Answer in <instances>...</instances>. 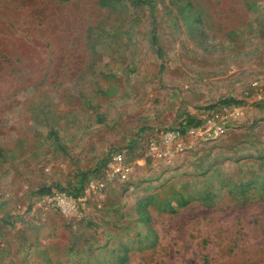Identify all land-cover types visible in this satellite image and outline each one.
Instances as JSON below:
<instances>
[{"label":"rangeland","instance_id":"obj_1","mask_svg":"<svg viewBox=\"0 0 264 264\" xmlns=\"http://www.w3.org/2000/svg\"><path fill=\"white\" fill-rule=\"evenodd\" d=\"M0 264H264V0H0Z\"/></svg>","mask_w":264,"mask_h":264},{"label":"built area","instance_id":"obj_2","mask_svg":"<svg viewBox=\"0 0 264 264\" xmlns=\"http://www.w3.org/2000/svg\"><path fill=\"white\" fill-rule=\"evenodd\" d=\"M217 114H213L212 118L207 120L210 126H214V131L222 132L224 124L223 122L214 123ZM199 130L198 128H192L189 131L191 133ZM179 133L178 132H167L161 136L163 143H170ZM106 174L108 180H114L115 178L119 180H125L127 178V169L124 164V155L121 151H113L108 156ZM107 180L105 179H93L89 181L88 190H100L102 189ZM43 204L48 208H53L63 214L75 213L83 206L84 198L80 195L73 194L66 190H59L53 193H48L42 196Z\"/></svg>","mask_w":264,"mask_h":264},{"label":"trees","instance_id":"obj_3","mask_svg":"<svg viewBox=\"0 0 264 264\" xmlns=\"http://www.w3.org/2000/svg\"><path fill=\"white\" fill-rule=\"evenodd\" d=\"M153 41H154V38H153ZM221 102H225L227 103V101L225 100H222ZM199 121H196L195 124H198ZM50 190V187H46L45 189H43L42 191H49Z\"/></svg>","mask_w":264,"mask_h":264}]
</instances>
